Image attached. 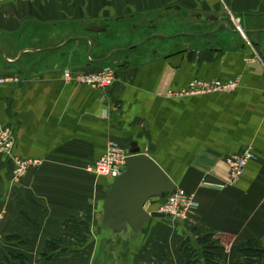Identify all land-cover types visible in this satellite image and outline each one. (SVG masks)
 <instances>
[{
	"label": "crops",
	"instance_id": "0c3cea01",
	"mask_svg": "<svg viewBox=\"0 0 264 264\" xmlns=\"http://www.w3.org/2000/svg\"><path fill=\"white\" fill-rule=\"evenodd\" d=\"M107 67L105 92L64 80ZM0 77L14 80L0 85V130L15 157L39 161L15 179L0 156V264H21L11 251L26 264H184L202 234L236 264L242 245H264V0L5 1ZM195 80L238 86L176 95ZM112 142L194 196L186 221L152 218L135 239L96 232L113 179L88 167ZM246 150L244 175L220 187L226 158Z\"/></svg>",
	"mask_w": 264,
	"mask_h": 264
},
{
	"label": "built area",
	"instance_id": "2783aa9c",
	"mask_svg": "<svg viewBox=\"0 0 264 264\" xmlns=\"http://www.w3.org/2000/svg\"><path fill=\"white\" fill-rule=\"evenodd\" d=\"M5 1L16 0H0V4ZM21 2L29 0H17ZM64 80L74 82L77 85H86L92 88L107 91L115 82V72L107 67L96 72L73 74L71 71L64 72ZM9 77H0V85L13 82ZM237 82H202L193 81L188 88L177 92V96H198L212 93L228 94L237 88ZM172 95V94H171ZM14 146V136L10 129L0 130V156L8 158L13 164V177L15 179L23 177L27 171L39 165L37 160H23L15 157L12 153ZM129 150L120 148L115 143L108 145L106 153L92 166L88 167V171L95 176H103L109 179L118 177L126 166V158ZM253 159V155L249 150L238 155L227 157L225 163L228 168V181L225 185H235L244 175L247 164ZM197 208L194 196L186 193L181 188H175L173 192L167 195L158 209V213L163 214L175 221H186L193 210ZM2 215H0V222Z\"/></svg>",
	"mask_w": 264,
	"mask_h": 264
},
{
	"label": "water",
	"instance_id": "95a60500",
	"mask_svg": "<svg viewBox=\"0 0 264 264\" xmlns=\"http://www.w3.org/2000/svg\"><path fill=\"white\" fill-rule=\"evenodd\" d=\"M175 188L154 159L129 151L125 168L105 194L96 232L112 236L128 233L130 239L137 238L152 218L164 217L158 212H147L149 203L153 199L163 200Z\"/></svg>",
	"mask_w": 264,
	"mask_h": 264
},
{
	"label": "trees",
	"instance_id": "16d2710c",
	"mask_svg": "<svg viewBox=\"0 0 264 264\" xmlns=\"http://www.w3.org/2000/svg\"><path fill=\"white\" fill-rule=\"evenodd\" d=\"M196 243L200 247L199 250H193L192 247L190 246V243H185L184 247L186 253H187V258L184 261V264H197V261H191L188 259V255L195 256L200 258H204L206 264H221V259L223 256V248L216 245L213 242V236L211 234H202L198 235L196 238ZM58 242L50 240L47 242V248L52 251L57 249L58 247ZM238 252L244 257V262L241 263H236V264H259L257 263V258L258 257H264V249L261 248V245L257 242H248L244 245H242L240 248H238ZM13 260L19 259V262L21 264H26L25 263V258L23 256H14L12 258Z\"/></svg>",
	"mask_w": 264,
	"mask_h": 264
},
{
	"label": "rangeland",
	"instance_id": "374dc122",
	"mask_svg": "<svg viewBox=\"0 0 264 264\" xmlns=\"http://www.w3.org/2000/svg\"><path fill=\"white\" fill-rule=\"evenodd\" d=\"M188 243H189V242H188ZM261 248L264 249V245H261ZM12 253H13V254H16V255H18V256H20V255L23 256V255H24V253H20V251H18L17 253H14V252H12V251H11V253L8 252L9 255H11ZM188 259L191 260V261H193V260L195 261V259H196V260H198V261H197V264H198V263H199V260L201 259V257H200V258L198 257V259H197V257H195V256L193 257V256H191V255H188ZM256 260H257V263H259V264H264V257H258ZM242 262H244V260H243Z\"/></svg>",
	"mask_w": 264,
	"mask_h": 264
}]
</instances>
